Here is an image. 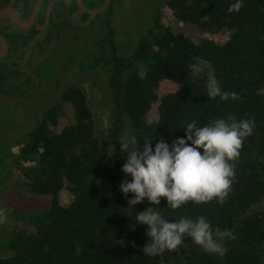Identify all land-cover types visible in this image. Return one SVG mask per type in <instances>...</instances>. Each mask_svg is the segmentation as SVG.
Returning a JSON list of instances; mask_svg holds the SVG:
<instances>
[{"label":"trees","instance_id":"1","mask_svg":"<svg viewBox=\"0 0 264 264\" xmlns=\"http://www.w3.org/2000/svg\"><path fill=\"white\" fill-rule=\"evenodd\" d=\"M15 1L19 5L14 8L25 20L35 0ZM81 2L96 9L104 0ZM234 2L164 0L179 21L205 31L229 30L223 43L207 38L195 42L173 32L161 25L160 12L152 8L131 50L120 54L114 29L106 21V52L86 47L79 63L83 70L108 64L104 85L110 96L109 127L104 133L97 132L86 92L72 83L61 89L55 103L47 104L23 140L14 143L17 150L11 157L27 181L30 197L18 201L11 220L28 219L31 229L0 233V264H264V209H254L264 197V93L258 94L264 88V0H242L238 11L229 12ZM51 3L52 11L67 9L72 26H86L95 16L80 10L75 0ZM14 25L29 36V45L42 32L34 26ZM1 60L0 83L20 68V63ZM193 63L205 67L198 77L189 69ZM209 68L221 90L234 92L236 99L207 97ZM164 79L178 87L157 98L156 89ZM156 100L157 119L148 122L146 114ZM63 102L71 104L73 122L51 130L49 122H55ZM228 116L250 119L253 128L243 139L239 156L230 161L234 175L223 203L215 198L199 204L189 201L173 210L161 197L158 205L146 200L135 206L127 204L132 194L122 195L118 188L126 178L120 171L126 157L120 146L126 135L136 137L137 147L149 139L151 144L157 140L170 143L183 137L188 122L195 120L202 126ZM102 179L109 182L111 197L98 191ZM65 185L73 200L63 206L58 193ZM33 194L48 199L41 206ZM150 206L169 221L204 216L213 229H228L235 239L223 240L227 251L222 257L203 251L188 237L174 251L147 256L141 252L145 227L132 222L136 212ZM121 240L122 244L117 242Z\"/></svg>","mask_w":264,"mask_h":264},{"label":"rangeland","instance_id":"2","mask_svg":"<svg viewBox=\"0 0 264 264\" xmlns=\"http://www.w3.org/2000/svg\"><path fill=\"white\" fill-rule=\"evenodd\" d=\"M9 1L0 0V7L8 5ZM50 1L44 0L43 5ZM111 3L101 13L91 16L92 21L86 26H72L64 7L51 11L47 25L30 45L29 36L15 27L14 17L8 13L0 15V34L8 39L1 63H20L19 70L12 72L0 83V209L6 215V220L0 223V233L6 229H31L28 219L11 220L18 201L26 196L30 197L27 181L21 169L14 164L11 152H16L17 145L14 143L23 140L27 129L47 104L58 100L62 88L72 83L82 87L94 114L97 132L104 133L109 127L110 96L104 85L108 64L83 70L79 63L81 53L86 47L106 52L104 38L107 20L114 29V41L120 54L131 50L138 31L143 28L147 19L146 14H150L152 8H157L160 12L162 26L169 27L173 32H181L195 42L207 38L223 43L231 33L229 30L205 31L194 24L179 21L173 17L164 0H112ZM29 19L27 16L23 22L27 23ZM43 21L44 16L40 13L37 26ZM177 87L178 84L169 80L160 81L156 89L157 98ZM16 90H26L27 93L19 94ZM157 103V100L154 101L146 114L148 122L157 119ZM72 122V106L63 102L60 103L55 122H49V128L58 131ZM98 191L104 196H112L106 179L100 180ZM31 197L41 206L48 199L45 195L33 194ZM72 200V192L67 185L63 186L58 193L59 204L66 206ZM254 209H264V197Z\"/></svg>","mask_w":264,"mask_h":264},{"label":"clouds","instance_id":"3","mask_svg":"<svg viewBox=\"0 0 264 264\" xmlns=\"http://www.w3.org/2000/svg\"><path fill=\"white\" fill-rule=\"evenodd\" d=\"M241 3L242 0H235L228 11H238ZM189 69L194 77L205 71L201 63L190 64ZM207 71L205 89L208 98L218 97L220 101L237 98L234 92L222 91L211 69ZM261 93L264 88L258 89V94ZM252 128L250 119L228 116L202 126L195 120L188 122L183 137L170 143L157 140L151 144L149 139L137 147L136 137L126 135L120 146L126 153L120 168L126 178L119 183V191L122 195L132 194L127 199V204L132 206L145 200L150 205H158L161 197L173 210L189 201L199 204L215 198L217 203H223L234 175L230 161L239 156L243 139L252 134ZM5 220V212L0 209V223ZM134 221L133 226L145 227L146 242L141 252L147 256L174 251L188 237L203 251L222 257L227 251L223 240L235 239L228 229H213L204 216L195 219L182 216L169 221L151 206L136 212ZM117 242L123 243L122 240Z\"/></svg>","mask_w":264,"mask_h":264},{"label":"water","instance_id":"4","mask_svg":"<svg viewBox=\"0 0 264 264\" xmlns=\"http://www.w3.org/2000/svg\"><path fill=\"white\" fill-rule=\"evenodd\" d=\"M43 0H37L33 9H32V12H31V15H30V19L27 23H24L23 20L20 18V15L19 13L17 12L16 9H14L11 5H5V6H2L0 7V15L5 12V11H12L13 12V15H14V19H15V23L20 27V28H29L33 25L34 21H35V17H36V13L41 5ZM76 2V5L77 7L82 10L83 12L85 13H88V14H91V15H96V14H99L101 13L102 11H104L110 4L111 0H104L103 4L96 8V9H90L86 6H84L81 2V0H75ZM50 10H51V6L48 7V12H47V17L45 19V23L43 26H46L47 23H48V19H49V13H50ZM0 42H1V46H0V59L3 57V55L5 54L6 52V41L5 39L3 38V36L0 34Z\"/></svg>","mask_w":264,"mask_h":264},{"label":"flooded vegetation","instance_id":"5","mask_svg":"<svg viewBox=\"0 0 264 264\" xmlns=\"http://www.w3.org/2000/svg\"><path fill=\"white\" fill-rule=\"evenodd\" d=\"M36 1L37 0H35V3H36ZM52 1H54V0H51L49 3H47V5H43L44 4V0L42 1V3H41V5H40V7H39V9H38V11H37V13H36V17H35V21H34V23H33V25L32 26H34L37 30H43L44 28H45V26H43L44 25V23H45V19H46V17H47V12H48V7L49 6H51V10H50V13H51V11H52ZM35 3H34V5H35ZM8 5H11L13 8H14V5L15 6H18L19 5V3L17 2V1H15V0H10L9 1V4ZM34 5H33V7H34ZM33 7H32V9H33ZM42 8V9H41ZM15 9V8H14ZM32 9H31V11H30V14H29V17H30V15H31V12H32ZM43 9H44V11H43ZM42 13L43 14V16H44V21H43V23L41 24V25H38L37 26V22H38V16L40 15V13ZM50 13H49V15H50ZM14 24H16V23H14ZM27 29V28H26ZM3 36V35H2ZM4 38V37H3Z\"/></svg>","mask_w":264,"mask_h":264},{"label":"bare ground","instance_id":"6","mask_svg":"<svg viewBox=\"0 0 264 264\" xmlns=\"http://www.w3.org/2000/svg\"><path fill=\"white\" fill-rule=\"evenodd\" d=\"M4 13H8L10 16H13V17H14V15H13V12H12V11H5V12H3L2 14H4Z\"/></svg>","mask_w":264,"mask_h":264}]
</instances>
